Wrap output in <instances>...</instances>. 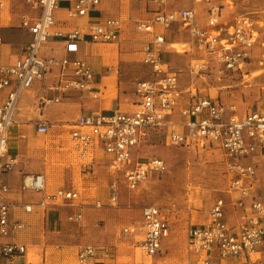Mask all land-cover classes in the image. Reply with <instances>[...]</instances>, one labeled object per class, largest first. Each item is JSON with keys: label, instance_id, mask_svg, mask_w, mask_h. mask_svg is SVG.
I'll use <instances>...</instances> for the list:
<instances>
[{"label": "built area", "instance_id": "2783aa9c", "mask_svg": "<svg viewBox=\"0 0 264 264\" xmlns=\"http://www.w3.org/2000/svg\"><path fill=\"white\" fill-rule=\"evenodd\" d=\"M169 1L173 0H154L157 7L150 15L133 21L136 32L151 35L141 49L143 61L154 66L151 77L134 83L131 101L116 96L114 105L103 110L85 107L87 101L99 100L101 76L81 52L89 43L117 42L121 18L101 15V0H0V13L7 10L10 19L17 17L18 27L28 35L17 46L0 36L1 237H11L25 227V221L13 215L17 203L26 213L33 205H74L80 196L65 185L47 190L46 178L39 172L25 175L17 187L8 180L17 163L7 148L13 113L21 96L36 87L31 103L39 110L56 102L79 104L69 130L76 157L92 161L96 153H102L130 188L167 170L161 157L141 146L150 131H161L170 143L211 145L222 151L228 189L238 194L232 207L239 211V221L230 223L225 198H215L208 221L189 226L185 264H223L237 257L251 261L264 246V186L257 175L258 158L264 156V108H249L240 115L234 104L224 103L219 96L197 88L193 93L181 90L178 72L160 58L157 48L164 42L165 31L187 25L191 42L205 55L202 63L190 65V72L204 74L216 66L219 72L241 73L255 41L252 20L241 15L222 22L221 10L212 0H184L179 6ZM195 3L206 5L203 26L197 24ZM59 12L67 19L58 18ZM128 101L133 108H123ZM31 124L36 133L49 130L47 119L34 118ZM25 191L40 193V199L22 201ZM16 195L21 201H15ZM117 198L115 179L109 182V199ZM81 216L78 210L69 219L78 221ZM142 217L135 226L142 234L140 246L154 255L161 248L163 214L151 205ZM25 250V244L15 240L0 242V255L7 264ZM109 255L106 247L86 244L76 252L75 264L102 262Z\"/></svg>", "mask_w": 264, "mask_h": 264}, {"label": "rangeland", "instance_id": "374dc122", "mask_svg": "<svg viewBox=\"0 0 264 264\" xmlns=\"http://www.w3.org/2000/svg\"><path fill=\"white\" fill-rule=\"evenodd\" d=\"M183 2L173 0L169 4L179 6ZM212 2L219 6L222 22L228 23L241 15L252 20L255 41L251 59L241 73L219 72L216 66L205 70L204 74L190 72V65L202 63L205 55L191 42L187 25L164 32V42L157 46L159 56L178 72L180 88L187 93L197 88L202 93L219 96L224 103L234 104L240 115L249 108H264V0ZM156 7L154 0H101L100 14L121 18V32L117 42L89 43L83 47L81 55L101 76L102 92L98 101H87L86 108L98 107L97 102L102 108H109L111 103L104 101L109 93L110 102L116 93L122 101H131L134 83L151 77L154 66L143 61L141 51L151 35L136 32L133 21L145 19ZM194 8L197 24L203 26L206 5L195 3ZM10 15L7 10L0 13V36L17 46L26 41L28 35L18 27V18L10 19ZM58 18L67 19L63 12H59ZM165 42L176 43L166 48ZM124 80L131 81L132 88L123 95ZM36 91L35 87L22 95L13 113L7 148L16 156L17 163L8 175L11 176L9 182L17 187L25 175L39 172L46 178L47 190L65 185L76 189L80 196L74 205H33L26 213L21 205H14L13 215L22 218L25 227L11 237L0 236V242L15 240L24 243L26 250L25 254L15 256L10 264H75L76 252L86 244L106 247L110 253L102 262L89 261L88 264H147L148 256L149 264H185L189 226L209 219L215 198H225L230 223L239 221V211L232 207L238 194L228 189L224 156L218 147L174 144L161 131H150L141 146L148 153L161 157L167 170L159 177L147 178L130 188L119 174L116 176L115 167L109 166L110 161L102 153H96L92 161L76 157L69 130L79 104L56 102L39 110L31 103ZM130 101L123 108H133ZM22 105L24 108L20 110ZM34 118L47 119L49 130L46 134L33 130L31 121ZM258 161L257 175L264 186V156ZM115 179L118 198L111 201L109 182ZM40 196L38 192L25 191L20 198L36 203ZM20 198L14 196L15 201H21ZM149 205L159 207L163 214L161 248L151 256L140 246L142 236L135 227L141 221L142 209ZM78 210L81 219H69V215ZM223 264H264V246L251 261L237 257L228 258Z\"/></svg>", "mask_w": 264, "mask_h": 264}, {"label": "crops", "instance_id": "0c3cea01", "mask_svg": "<svg viewBox=\"0 0 264 264\" xmlns=\"http://www.w3.org/2000/svg\"><path fill=\"white\" fill-rule=\"evenodd\" d=\"M170 43H172V44H170ZM173 43L174 42H165L164 43V45L166 46V48H169V46H171V45H173ZM176 43V42H175ZM107 78H110V77H107ZM132 82L131 81H127V80H124L123 81V86H122V88L123 89H127L128 91L130 90L129 88L131 87L132 88V86L130 85ZM133 89V88H132ZM114 93H115V91H114ZM114 93H112V94H114ZM115 96H119L120 97V94L119 93H116L115 95H114V98L112 99V101L110 102V98H111V93H109V95H106V97H105V99H104V101H105V103H111V106L112 105H114V103H115ZM97 106L98 107H95V108H101V109H103V110H109L110 109V107L109 108H102L101 107V105L99 104V102H97ZM22 108H24V106L22 105L21 106V108H20V110L22 109ZM19 115V114H18ZM17 115V117H19ZM15 121H18V120H15ZM13 154V153H12ZM11 176H9L8 177V180H9V178H10ZM239 216V215H238ZM22 254H25V251L22 253ZM22 254H19V255H22ZM28 254H30V252H28ZM18 256V255H17ZM0 257H1V255H0ZM3 258L1 257L0 258V264H4V262H3ZM6 263V262H5ZM7 264V263H6Z\"/></svg>", "mask_w": 264, "mask_h": 264}, {"label": "bare ground", "instance_id": "6f19581e", "mask_svg": "<svg viewBox=\"0 0 264 264\" xmlns=\"http://www.w3.org/2000/svg\"><path fill=\"white\" fill-rule=\"evenodd\" d=\"M170 44H172V43H170ZM173 44H175V42L173 43ZM106 157V156H105ZM107 158V157H106ZM45 182H46V180H45ZM149 206H151V205H149ZM148 207V206H147ZM146 207H144L143 209H142V213H143V210L145 209ZM160 209V208H159ZM142 213H141V220L143 221V217H142ZM208 221V220H207ZM206 221V222H207ZM139 230V229H138ZM141 234V233H140ZM141 236H142V234H141ZM143 238H141L140 239V244H141V240H142ZM143 249V248H142ZM148 255V254H147ZM151 256V255H150ZM149 259H150V257L148 256V258H147V261H146V263L147 264H149ZM5 261V260H4Z\"/></svg>", "mask_w": 264, "mask_h": 264}]
</instances>
